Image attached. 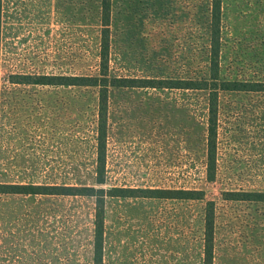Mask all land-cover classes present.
<instances>
[{
    "label": "rangeland",
    "instance_id": "obj_1",
    "mask_svg": "<svg viewBox=\"0 0 264 264\" xmlns=\"http://www.w3.org/2000/svg\"><path fill=\"white\" fill-rule=\"evenodd\" d=\"M110 9L112 76L206 77L210 0ZM99 21L100 0H0V184L202 191L198 201L106 197L103 264H202L209 201L213 264H264V202L241 200L264 193V92L218 94L208 181L207 92L110 88L97 185V90L22 83L97 76ZM219 63L220 81H264V0H222ZM94 206L0 194V264H92Z\"/></svg>",
    "mask_w": 264,
    "mask_h": 264
},
{
    "label": "trees",
    "instance_id": "obj_2",
    "mask_svg": "<svg viewBox=\"0 0 264 264\" xmlns=\"http://www.w3.org/2000/svg\"><path fill=\"white\" fill-rule=\"evenodd\" d=\"M111 0H100V33H99V64L97 76H23L22 83L29 85L92 87L97 90L98 122L96 138L95 183L105 182V147H106V112L110 88H168L177 90H200L207 92L208 127L206 137V179L212 181L216 174L217 146V101L218 94L224 91L264 92L263 82L220 81V50H221V13L222 0H210L209 9V48L207 75L205 78L184 77L179 79H132L112 76L109 69V35ZM0 194L6 195H48L94 198V221L92 242V264H103V224L104 202L106 197L117 198H158L203 200V192L195 190L174 191L163 189H121L113 188L106 191L95 187H63L0 184ZM234 194V193H233ZM238 194V193H235ZM240 196V195H238ZM249 199L264 202V193L244 194ZM203 259L202 264H213V203L207 202L204 209Z\"/></svg>",
    "mask_w": 264,
    "mask_h": 264
}]
</instances>
